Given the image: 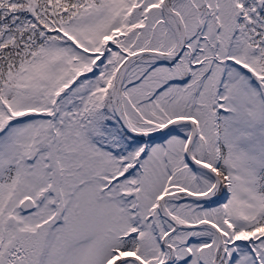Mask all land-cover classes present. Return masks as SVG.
<instances>
[{
    "label": "snow or ice",
    "instance_id": "6c2138e0",
    "mask_svg": "<svg viewBox=\"0 0 264 264\" xmlns=\"http://www.w3.org/2000/svg\"><path fill=\"white\" fill-rule=\"evenodd\" d=\"M0 264H264V0H0Z\"/></svg>",
    "mask_w": 264,
    "mask_h": 264
}]
</instances>
